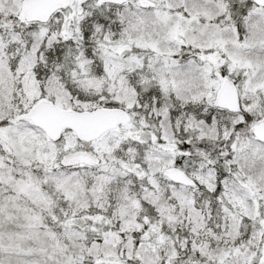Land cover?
I'll list each match as a JSON object with an SVG mask.
<instances>
[{
	"label": "snow or ice",
	"instance_id": "1",
	"mask_svg": "<svg viewBox=\"0 0 264 264\" xmlns=\"http://www.w3.org/2000/svg\"><path fill=\"white\" fill-rule=\"evenodd\" d=\"M0 264H264V0H0Z\"/></svg>",
	"mask_w": 264,
	"mask_h": 264
}]
</instances>
